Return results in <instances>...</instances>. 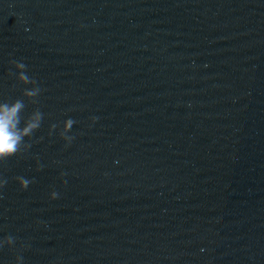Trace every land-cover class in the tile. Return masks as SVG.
Wrapping results in <instances>:
<instances>
[{
  "label": "water",
  "instance_id": "1",
  "mask_svg": "<svg viewBox=\"0 0 264 264\" xmlns=\"http://www.w3.org/2000/svg\"><path fill=\"white\" fill-rule=\"evenodd\" d=\"M264 56V0H0V102L41 126Z\"/></svg>",
  "mask_w": 264,
  "mask_h": 264
},
{
  "label": "clouds",
  "instance_id": "2",
  "mask_svg": "<svg viewBox=\"0 0 264 264\" xmlns=\"http://www.w3.org/2000/svg\"><path fill=\"white\" fill-rule=\"evenodd\" d=\"M10 63L16 69L15 72L10 71V75L21 85H31V87H25L22 91L23 98H17L12 101L0 102V164L8 161L12 157L21 155L26 152L31 144L26 142V138H31L34 133L41 127L44 119V113L36 108L27 117L23 115L27 108V101L30 104L36 105L39 103V96L43 89L39 86L38 81L35 78L29 77L26 74V64L17 60H12ZM98 117H91L93 124L98 120ZM76 123L73 119L69 118L63 123V128L60 131V137L71 144L75 139L74 136L68 133ZM58 125H51V130H55ZM50 130V134H51ZM38 170H40L38 168ZM61 175H64L63 173ZM15 179L18 181L21 190H26L33 180L24 178L23 176H17ZM8 183L7 179L0 177V190H2ZM66 183V181H65ZM3 193L0 191V199H3ZM51 199H58L59 193L52 191L50 194ZM16 243V238L9 235L0 239V250L5 246L11 247ZM26 247V246H25ZM15 264H23V257L17 255L15 258Z\"/></svg>",
  "mask_w": 264,
  "mask_h": 264
}]
</instances>
